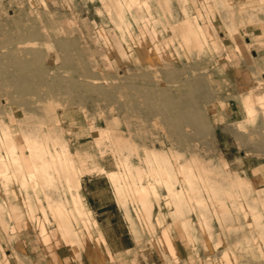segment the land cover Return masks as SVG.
Returning a JSON list of instances; mask_svg holds the SVG:
<instances>
[{
    "label": "rangeland",
    "instance_id": "374dc122",
    "mask_svg": "<svg viewBox=\"0 0 264 264\" xmlns=\"http://www.w3.org/2000/svg\"><path fill=\"white\" fill-rule=\"evenodd\" d=\"M260 37L264 0H0V264H264Z\"/></svg>",
    "mask_w": 264,
    "mask_h": 264
},
{
    "label": "crops",
    "instance_id": "0c3cea01",
    "mask_svg": "<svg viewBox=\"0 0 264 264\" xmlns=\"http://www.w3.org/2000/svg\"><path fill=\"white\" fill-rule=\"evenodd\" d=\"M259 36V35H258ZM259 40H263L264 41V37H260V39L259 38H257V39H254V42L256 43V45L259 47H261V48H264V42H262V43H260V42H258L257 43V41H259ZM259 62H260V65H261V72H262V82H261V85H257L256 83L254 84L253 82H250L249 80H242V79H239V81L238 82H236V85L239 87V88H243V87H251V86H259L260 87V89H258L260 92H263V90L261 89V87H264V51H262L259 55ZM259 64V63H258ZM256 70L258 71L259 69L258 68H256ZM241 71H243V70H241ZM245 71L247 72V74L246 75H249L250 76V69L249 68H245ZM244 81V82H243ZM245 110V109H244ZM230 119L232 118V116L230 115V116H228ZM238 119L239 120H241L239 117H238ZM254 168H258V167H260V166H257V165H255V166H253ZM261 167H263V165L261 164ZM93 180V179H92ZM91 179H88V185L89 184H91V183H93L94 181H92ZM90 182V183H89ZM87 185V186H88ZM108 188H109V190H108V192H111V200H110V203H107V204H97V201H99V199H98V197L96 196V195H93V193H92V191H91V188H88L87 187V189H86V193H85V203H86V206L88 207V209H89V211H90V213H92L96 218V221H97V223L99 224L100 222H99V219L97 218V217H99L100 215H102V214H104V212L105 211H103L102 209H104V208H106V209H109V204H110V206L112 207V208H114L116 211H118V212H120V208L118 207V204H117V202H116V199H115V196H114V194L112 193V191H111V185L110 184H108ZM110 207V208H111ZM111 208V209H112ZM123 237L124 236V234H121L120 235V237ZM126 238L127 239H129V241H126V243L125 242H123V243H118L117 244V246H115V249H116V251L117 252H119V251H128V250H130V249H132L133 247H134V245H135V240H134V238L132 237V236H126ZM122 239V238H121ZM110 247H111V245H110Z\"/></svg>",
    "mask_w": 264,
    "mask_h": 264
},
{
    "label": "bare ground",
    "instance_id": "6f19581e",
    "mask_svg": "<svg viewBox=\"0 0 264 264\" xmlns=\"http://www.w3.org/2000/svg\"><path fill=\"white\" fill-rule=\"evenodd\" d=\"M6 138H7L6 139V142L8 143V147H13V148H16L17 149V144L14 141H10L9 136L6 137ZM27 148L31 149L30 154H28V159H29V161L31 163H33V162L36 163L38 161L37 164L39 163L40 166H42V165H44V163H50L51 161L53 163V161H56L57 163H59L60 166L65 167V168H68L71 173L73 172L74 174L72 173L73 175L72 174H70V175L77 182L78 179H77V176H75V166L73 164V159H72L71 153L69 152V150L67 148H65L64 150H62V152H57V154L55 156L50 155L49 156L50 157L49 159L48 158H46V159L39 158L37 152L34 151L35 149L37 150V149L40 148L38 145H31L30 144L29 146H27ZM8 156L10 158L12 167L19 168L21 166L20 161L18 159H16L15 156H14V151H12V153H10ZM1 162H3L2 159H0V165H1ZM8 163H9V159H8ZM11 165H10V167H11ZM63 171H64V169H63ZM77 184L80 185L79 182Z\"/></svg>",
    "mask_w": 264,
    "mask_h": 264
}]
</instances>
